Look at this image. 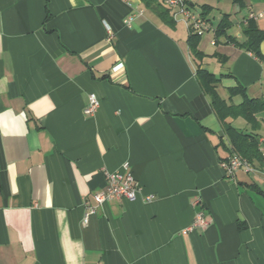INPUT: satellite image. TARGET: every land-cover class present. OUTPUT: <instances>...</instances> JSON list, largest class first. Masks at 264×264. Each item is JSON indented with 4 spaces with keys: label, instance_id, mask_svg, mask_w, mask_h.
<instances>
[{
    "label": "crops",
    "instance_id": "obj_1",
    "mask_svg": "<svg viewBox=\"0 0 264 264\" xmlns=\"http://www.w3.org/2000/svg\"><path fill=\"white\" fill-rule=\"evenodd\" d=\"M207 3L202 67L231 72L225 98L238 84L263 96L264 60L215 27L228 13L240 40L249 17L264 29V0L189 6ZM48 7L47 19L46 0H0V264H264V194L241 183L264 189V167L258 179L222 167L231 146L196 77L191 23L172 9V28L141 0ZM126 163L141 192L96 203ZM198 212L207 222L191 228Z\"/></svg>",
    "mask_w": 264,
    "mask_h": 264
},
{
    "label": "trees",
    "instance_id": "obj_2",
    "mask_svg": "<svg viewBox=\"0 0 264 264\" xmlns=\"http://www.w3.org/2000/svg\"><path fill=\"white\" fill-rule=\"evenodd\" d=\"M144 6L154 12L166 25L174 28L176 26V18L173 16V8L166 2V0H141ZM190 4V0H187ZM241 7L245 5V0H233ZM213 9L211 5L204 4L202 11L199 14L208 23L210 18V11ZM46 10L48 19L51 15L48 7V0H46ZM222 17L215 27V37L218 39L224 37L225 43H234L235 45L244 48L245 50L252 52L259 61L264 60V54L261 50V43L264 40V29L261 28L254 18H248L242 28L244 39L240 40L238 37L230 34L228 30L232 27L233 22L230 18V14L222 13ZM202 39V35L195 32L191 28L187 43L189 51L193 59L197 62L196 77L197 80L208 96L213 110L221 122L226 139L229 140L231 146V154L235 153L239 155L243 160L248 162L251 166L264 167V152L262 149L261 134L259 129L264 121V115L262 120L260 115L264 114V95L263 96H250L247 88L238 84L230 86L228 88L229 95L225 98L219 91L218 85L223 76L232 75L228 73H216L205 67H202V60L207 55L200 49L199 44ZM219 60L224 63L228 58L224 55L215 53ZM240 96L242 100L235 103L234 97ZM238 117H243L250 125V130L244 131L234 125V121ZM224 158L223 160L227 159ZM256 190L259 193L264 194V189L255 181L242 182Z\"/></svg>",
    "mask_w": 264,
    "mask_h": 264
},
{
    "label": "built area",
    "instance_id": "obj_3",
    "mask_svg": "<svg viewBox=\"0 0 264 264\" xmlns=\"http://www.w3.org/2000/svg\"><path fill=\"white\" fill-rule=\"evenodd\" d=\"M166 2L176 11L183 13L187 16L191 23V28L203 35L208 29L207 22L200 15L193 14L189 3L187 0H166ZM214 43V41H213ZM123 64L119 63L116 65L117 69L122 67ZM100 101L98 96L95 93L90 95V101L85 107L86 113H94ZM221 165L227 173V176H233L236 172L242 168L246 170H251L252 166L243 160L239 155L233 153L227 159L221 161ZM123 170L107 171V183L104 188L94 194L96 203L103 204L112 198H127L135 199L138 194L141 192V185L135 180L131 171H128V163L123 166ZM152 196L148 195L147 199H151ZM95 212V206H89L87 213L84 218V223L89 222L90 214ZM207 220L204 218L202 212H198L192 227L196 225L203 224L205 225Z\"/></svg>",
    "mask_w": 264,
    "mask_h": 264
},
{
    "label": "rangeland",
    "instance_id": "obj_4",
    "mask_svg": "<svg viewBox=\"0 0 264 264\" xmlns=\"http://www.w3.org/2000/svg\"><path fill=\"white\" fill-rule=\"evenodd\" d=\"M194 10V11H193ZM193 10H192V12H193V14L194 13H196V15L197 14H199L200 12H201V7L200 6H195L194 7V5H193ZM179 14V13H178ZM179 19H185L186 21H189L188 20V18L187 17H183V13H180L179 14V17H178ZM213 21H215V20H213ZM190 22V21H189ZM217 23V22H216ZM189 24V23H188ZM187 29V28H186ZM203 36H205V35H203ZM204 38V37H203ZM212 67V69L211 70H213V71H219L218 70V66H211ZM235 103H237V100H236V102ZM264 114H261L260 116V119L262 120V116H263ZM263 122V124H262V126H261V128L259 129V132H260V134L261 135H263L264 136V121H262ZM234 125H236L237 127H239L240 129H242V130H244V131H248V130H250V125H249V123L246 121V119H244L243 117H238V118H236L235 119V121H234ZM263 148H264V144H263ZM241 173L242 174H244L246 177H250V178H254V179H258V177H257V174H256V172L255 171H253V169L251 170V171H241ZM259 181H260V179H259ZM261 184L264 186V181L263 180H261Z\"/></svg>",
    "mask_w": 264,
    "mask_h": 264
}]
</instances>
